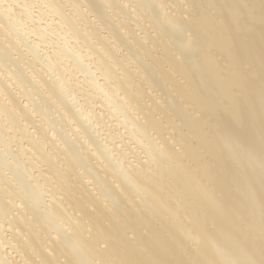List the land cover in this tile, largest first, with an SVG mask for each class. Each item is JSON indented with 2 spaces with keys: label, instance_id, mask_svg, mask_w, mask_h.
Wrapping results in <instances>:
<instances>
[{
  "label": "bare ground",
  "instance_id": "6f19581e",
  "mask_svg": "<svg viewBox=\"0 0 264 264\" xmlns=\"http://www.w3.org/2000/svg\"><path fill=\"white\" fill-rule=\"evenodd\" d=\"M258 199L264 0H0V264H264Z\"/></svg>",
  "mask_w": 264,
  "mask_h": 264
},
{
  "label": "rangeland",
  "instance_id": "374dc122",
  "mask_svg": "<svg viewBox=\"0 0 264 264\" xmlns=\"http://www.w3.org/2000/svg\"><path fill=\"white\" fill-rule=\"evenodd\" d=\"M20 7V6H19ZM34 13V15L36 16V14H38V8L37 9H35V12H33ZM38 16V15H37ZM46 19H44L43 21H42V23L43 24H45L46 23V21H45ZM45 22V23H44ZM51 28H49V37H50V39L52 38L53 39V41H55L56 40V38H58V37H60L59 36V33H54L53 31H51L50 30ZM53 34H55V35H53ZM52 35V36H51ZM59 39V38H58ZM57 39V41H63V40H61V39H59L58 40ZM37 40V39H36ZM31 41V40H30ZM57 41H55V42H57ZM44 48V47H43ZM42 49V47L41 48H39V50H41ZM41 53H44V51H42L41 50ZM241 150H239V152H240ZM241 176L243 177L244 176V174H245V171L244 170H242L241 169ZM255 211H256V213H257V215L259 214V212H261V214H260V218H262V216L264 215V208H263V205H262V201L260 200V199H258L256 202H255Z\"/></svg>",
  "mask_w": 264,
  "mask_h": 264
}]
</instances>
